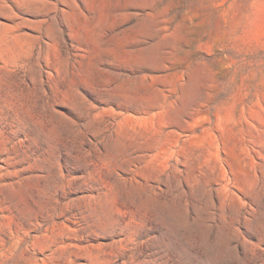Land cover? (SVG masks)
Here are the masks:
<instances>
[{
    "label": "rangeland",
    "instance_id": "rangeland-1",
    "mask_svg": "<svg viewBox=\"0 0 264 264\" xmlns=\"http://www.w3.org/2000/svg\"><path fill=\"white\" fill-rule=\"evenodd\" d=\"M0 264H264V0H0Z\"/></svg>",
    "mask_w": 264,
    "mask_h": 264
}]
</instances>
